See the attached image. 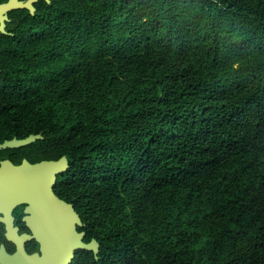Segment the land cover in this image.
I'll list each match as a JSON object with an SVG mask.
<instances>
[{"label": "trees", "instance_id": "1", "mask_svg": "<svg viewBox=\"0 0 264 264\" xmlns=\"http://www.w3.org/2000/svg\"><path fill=\"white\" fill-rule=\"evenodd\" d=\"M0 66V150L67 156L71 264H264V0H54ZM17 56V57H15Z\"/></svg>", "mask_w": 264, "mask_h": 264}, {"label": "water", "instance_id": "2", "mask_svg": "<svg viewBox=\"0 0 264 264\" xmlns=\"http://www.w3.org/2000/svg\"><path fill=\"white\" fill-rule=\"evenodd\" d=\"M50 1V0H48ZM34 13V10H33ZM43 139L41 134L24 139L17 137L0 144V150L20 148ZM70 168L67 156L58 160L30 162L24 158L20 164L4 160L0 164V220L6 221L8 237L18 245L15 254L0 249L1 264H71L80 249L93 251L99 258L100 243L93 239L86 242L81 215L73 203L61 198L55 191L58 175ZM26 205L23 220L32 231L20 235L14 227L12 211ZM35 239L39 251L27 253L25 241Z\"/></svg>", "mask_w": 264, "mask_h": 264}, {"label": "flooded vegetation", "instance_id": "3", "mask_svg": "<svg viewBox=\"0 0 264 264\" xmlns=\"http://www.w3.org/2000/svg\"><path fill=\"white\" fill-rule=\"evenodd\" d=\"M53 3L54 0H0V66L3 65L1 58L4 52L22 53L24 56L28 35L37 33L38 22L46 13L54 10ZM8 159L11 160L9 153L0 154V164ZM25 207V204L20 205L12 211L14 227L20 235H31V229L23 220ZM0 216L6 218L3 213ZM7 226L6 221L0 220V249L4 246L13 255L18 250V245L9 239ZM25 249L32 254L39 251V244L35 239H28L25 241Z\"/></svg>", "mask_w": 264, "mask_h": 264}]
</instances>
